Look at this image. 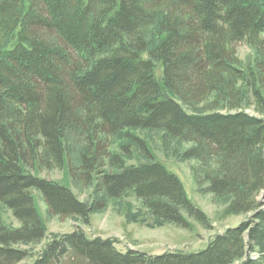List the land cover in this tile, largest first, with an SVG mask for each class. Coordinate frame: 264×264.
<instances>
[{
	"label": "trees",
	"instance_id": "trees-1",
	"mask_svg": "<svg viewBox=\"0 0 264 264\" xmlns=\"http://www.w3.org/2000/svg\"><path fill=\"white\" fill-rule=\"evenodd\" d=\"M137 128L189 142L180 157L206 168L204 191L247 215L191 251L120 250L79 225L46 236L31 187L85 223L130 190L156 219L211 227ZM122 135L144 160L111 150ZM65 160L89 200L33 173ZM0 201L19 220L0 223V264H263L264 0H0Z\"/></svg>",
	"mask_w": 264,
	"mask_h": 264
},
{
	"label": "rangeland",
	"instance_id": "rangeland-1",
	"mask_svg": "<svg viewBox=\"0 0 264 264\" xmlns=\"http://www.w3.org/2000/svg\"><path fill=\"white\" fill-rule=\"evenodd\" d=\"M237 51L243 60L254 56L253 48L243 41L237 43ZM133 132L145 141L153 157L163 161L179 176L188 197L208 215L211 227L207 228L194 217L187 215L188 226L185 227L156 219L147 212L130 190L120 198L107 197L105 205L91 212L89 222L85 223L78 216L64 217L49 213L40 191L31 187L34 205L46 227V236H49L51 232H69L79 225L89 238L115 237L117 239L115 246L120 250L130 247L152 254L162 253L168 249L191 251L205 247L211 235L222 231L226 226L237 225L247 215L230 212L227 208V198H219L204 191L203 186L207 184L204 178L206 168L198 160L180 157L181 150L187 147L189 142H179L164 131L155 128H137L133 129ZM109 140L112 151L122 152L119 144L128 143L130 156L126 157V162H140L145 159L139 148L128 137L111 136ZM33 173L56 180L71 188L80 198L89 200L92 197L91 185L82 189L73 186L66 160L60 169L54 168L47 171L35 167ZM0 223L8 226L19 225V220L2 201H0ZM28 246L35 248L39 246V243L28 244ZM32 259L27 257L19 264H26Z\"/></svg>",
	"mask_w": 264,
	"mask_h": 264
}]
</instances>
